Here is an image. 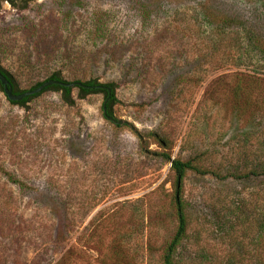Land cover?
Instances as JSON below:
<instances>
[{
	"label": "rangeland",
	"instance_id": "obj_1",
	"mask_svg": "<svg viewBox=\"0 0 264 264\" xmlns=\"http://www.w3.org/2000/svg\"><path fill=\"white\" fill-rule=\"evenodd\" d=\"M262 44L264 0L2 2L0 67L19 91L55 71L116 83L112 115L128 125L104 118L102 94L20 107L0 89V165L25 184L0 175V264H112L117 251L161 264L178 225L165 155L207 171L185 181L175 264H260ZM59 219L69 233L54 248Z\"/></svg>",
	"mask_w": 264,
	"mask_h": 264
},
{
	"label": "trees",
	"instance_id": "obj_2",
	"mask_svg": "<svg viewBox=\"0 0 264 264\" xmlns=\"http://www.w3.org/2000/svg\"><path fill=\"white\" fill-rule=\"evenodd\" d=\"M25 1L26 0H0V5L2 2H7L13 8H16L18 2L23 3ZM259 49L261 53L264 54V44L259 45ZM0 71L8 78V80L12 84L13 91L16 94L35 89L38 86H40L43 82L48 81V80H59V81H63L66 83H72V82H68L64 80L59 71L58 72L55 71V72H51L44 81L36 83L30 89L19 91L18 86L15 83L13 76L1 67H0ZM73 82H80V81H73ZM81 83L86 86H89L90 88H82V87L65 88V87H61L58 85H51L39 94L26 97L20 102H10V103L13 105L24 107L31 100L41 96L43 93L48 92V91H53L56 93H60L62 101L68 106L73 107L75 105L73 92H74V89H76L78 92V96H77L78 99H84L89 95L102 94L103 104H104V102L106 101L108 97V93L105 90H100V89L95 88V86L102 85V84L98 83L94 79L89 80L87 82H81ZM103 85L111 89V97L106 102V109H107V114L113 117L112 113L118 102L116 98V93H115L117 84L107 83ZM0 89L3 92L1 86H0ZM245 90L246 89H244L243 86L237 85L233 89L235 97L238 99L242 98ZM103 104H102V112H103ZM117 127L119 128L118 125ZM165 158H166V162L171 163L170 171L173 174V188H174L172 208L174 210V217L176 218L178 225H177V230H176L174 237L168 243H166V246L162 251L160 262L161 264H175V255L177 253L178 248L180 247V245L182 244L183 240L185 239L187 235L188 225H189V219L187 217V203L184 198L185 181L190 173H198V174L204 175V174H207V171L197 166L191 160H182L179 158L172 160L169 155H165ZM263 174H264V170H263ZM0 175H3L6 178L7 182L12 184L13 186H16L19 188H22L25 186V184L19 179H17L13 174L7 172L2 165H0ZM52 229H53V232H51V234H53L54 236L53 245H54V248H56L57 246H60V244H63L64 241L66 240L65 238L69 233V223L67 224L64 221V219H59L57 220V225H53ZM259 240L262 242V245H264L263 243L264 236H262ZM54 250L55 249H53V251ZM122 253H123L122 251H117L116 253L111 255L110 260L112 261V264H139L137 260L130 261V259H128L127 256L123 255ZM260 264H264V255L260 256Z\"/></svg>",
	"mask_w": 264,
	"mask_h": 264
},
{
	"label": "water",
	"instance_id": "obj_3",
	"mask_svg": "<svg viewBox=\"0 0 264 264\" xmlns=\"http://www.w3.org/2000/svg\"><path fill=\"white\" fill-rule=\"evenodd\" d=\"M51 85H58V86L65 87V88H74V87L90 88L89 86H86L82 84L81 82L66 83V82L59 81V80H48V81L43 82L40 86H38L35 89L16 94L14 93L12 84L10 83L8 78L0 71V86L2 87L4 95L10 102H20L26 97L41 93L42 91H44L47 87ZM95 88L100 89V90H105L108 93V97L103 104L104 117L108 121L114 123L115 125H118V126L128 125V122L120 120V119L116 120L114 117L109 116L107 114L106 102L111 97V89L105 85H97L95 86Z\"/></svg>",
	"mask_w": 264,
	"mask_h": 264
}]
</instances>
